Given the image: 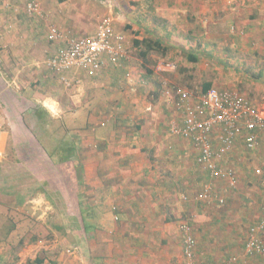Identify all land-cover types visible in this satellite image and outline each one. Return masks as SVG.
Wrapping results in <instances>:
<instances>
[{
  "label": "crops",
  "instance_id": "obj_1",
  "mask_svg": "<svg viewBox=\"0 0 264 264\" xmlns=\"http://www.w3.org/2000/svg\"><path fill=\"white\" fill-rule=\"evenodd\" d=\"M136 1L145 6L149 4L158 15L167 13L156 16L166 23L174 17L185 23L200 22L209 17L210 22L216 23L220 13L224 16V23L235 29L231 27L230 35L224 38L219 25V33L213 29L211 43L199 42L196 44L197 51L192 47L190 52L200 54L205 51L215 55L219 48L227 47L224 54L238 55L251 44L258 43L252 52L249 51L254 55L253 65H250L254 68L258 66L257 62H264V0H179L181 3L176 4L179 9H173L169 6L172 3H166L173 0ZM136 1L133 3L137 5ZM36 2L48 20L29 23V37L16 38L19 43L14 40L16 34L9 35L7 40L8 49L11 48L8 57H12L13 64L21 65L18 63L22 61L27 65V71L21 76L30 78V81L27 83L16 77L18 83L13 77L11 84L0 92V99L10 102L2 95L10 91L9 85H20L19 92L9 95L15 99L12 109L6 112V117H0V167L7 168L6 179L10 182L14 180L13 174H17L13 172H18L17 166L20 168L22 183H27L20 195L33 199L23 204L25 212L38 215L40 210L43 213L42 206L37 207V204L42 202L44 205L45 201L53 210L56 206L61 207L54 192L56 190L45 182L61 181L62 185H54L61 190L62 196L67 191L71 197V185L75 188L76 180L81 181L84 176L86 186L87 183L94 186L92 191H98L100 195L97 197H102L101 201L106 205L103 208L92 202V205L83 204L84 208L90 206L91 210L96 208L102 214L114 215L111 214V222L97 224V228L84 232L87 235L79 239L78 244L82 246H72L76 251L70 255L79 264H186L180 225H187L194 238V263L264 264V250L252 254L244 251L251 237L250 229L264 218V134L258 136L257 146L252 150H247L244 139L237 137L231 150L218 164L222 170H233L237 180L234 187L226 178L212 177L199 163V151L192 142L170 136L165 122L172 121L177 112L169 114L168 111L165 115H170L171 119H161L162 114L154 106L157 101H152L157 95H154V89L149 91L153 85L138 84L140 80H145L144 76L136 77V73L132 76L134 68H131L130 61L123 62L119 68L107 67L94 81L80 75L84 81L79 89L77 86H64L44 66V61L62 46V43L48 41L49 27L77 38L91 37L97 25L108 19L116 31L124 34L130 56L131 44L135 40L159 39L158 34L161 33L157 30L161 25L157 26L152 18L147 19L149 25L145 29L130 24L125 12L123 14L119 10L113 14L112 7H119L117 0L103 1L106 10L98 20H93L91 27L85 0ZM126 4L129 3H120L122 6ZM153 8H148L151 16H155ZM124 20L129 22L125 26L122 24ZM193 36L198 38L199 35ZM161 44L170 46L165 41ZM16 47L21 49L18 51ZM7 54L2 53V56ZM224 67L225 64L220 69ZM262 68L258 74L264 76ZM13 70L18 74L20 72L18 67ZM133 81L138 85L134 86ZM73 89L78 90L74 92ZM46 102L55 104L58 116L50 114L44 107ZM89 107H94L95 112L86 116L84 111ZM79 116L83 117V121L78 119ZM57 121L65 126L66 145L59 143V137L52 139L61 132ZM96 126H108L109 129L98 133ZM218 135V131L212 134V143L216 148L220 145ZM39 142L46 147L47 153L42 151ZM8 147L12 150L11 158L5 155ZM65 155L68 159L64 160ZM38 168L41 169L39 172ZM76 173H79L77 178ZM207 188L211 198L197 200L196 197ZM214 197L223 201L219 202ZM66 212L72 213L71 210ZM100 228L99 232L96 231ZM256 237L264 244V231L257 233ZM66 245L65 239L60 242L54 240L51 251L56 256L61 252L55 258L57 264H63ZM35 250H38L37 244H30L22 254L32 258L36 252L33 261L39 258L45 263L46 255L51 251L41 253ZM66 260L73 263L69 256Z\"/></svg>",
  "mask_w": 264,
  "mask_h": 264
},
{
  "label": "rangeland",
  "instance_id": "obj_2",
  "mask_svg": "<svg viewBox=\"0 0 264 264\" xmlns=\"http://www.w3.org/2000/svg\"><path fill=\"white\" fill-rule=\"evenodd\" d=\"M33 0H0V92L4 91L5 86L7 84H11V79L14 77L16 80V77H19L23 81L29 83L30 78L26 77L23 78L21 76L22 72L27 71V65L20 61L17 64L12 63V57H8V51L11 49H8V43L7 40H9V35L16 34L15 41L19 43L16 38L20 37H29L27 34L28 29L27 25L31 22L36 23L37 21L45 22L48 20L47 15H45L44 12L41 13L45 15V18H39L37 16L33 15L30 16L27 12V4ZM39 2V0H36ZM86 5L88 7V10L86 11V15L91 17L88 19V22L91 23L89 26L91 27L93 25V20H98L99 17L103 14V12L106 10L105 3H103L104 0H85ZM113 1V0H112ZM122 1H127L129 4H126L125 6L120 5ZM136 0H117L118 2V8L112 7V12L118 13L119 10L122 11L125 16L129 19L132 25H137L141 29H145L144 27L147 26L149 23L146 22L147 19L152 18L155 20V24L157 26L161 25V28L157 31L160 32V40L162 42H167L170 46H167L165 51H155L148 54V57L146 59H142L140 54V50L136 48L135 44H131V51H130V66L131 68H134L132 70V76L134 73H136V77L138 75L144 76L143 81H139L138 84L142 83L143 85L147 83H150L153 85V88H150L149 91L153 90L154 95H157V97L154 99L152 98V101H157V103L154 105L156 107V110L160 112L162 115L160 116L161 119H171L169 114L170 112H174V105L173 102H171L170 97L165 94V90L172 86V85H180L182 87H187L186 85L190 84L192 85L191 88L196 90H200V84L207 81L211 83V88L213 89H232V90H238L240 94H243L249 100L254 103L255 106L260 108L264 111V76L258 74L260 71V68L263 70L262 67H264V62L260 61L257 62L258 66H251L252 61L254 60V55L250 54L252 52V48L257 46L256 43L251 44L243 53H240L238 55L231 53L224 54V50L227 49V47L219 48L218 54H215V57H204V56H198L199 60L197 63L188 62L186 57L187 54L185 53H191L190 49L194 47V51H197L196 44L201 43H211L213 41V31L219 33V25L220 30L223 29V37H227L230 35L231 27L234 26H228L227 23H224V16L219 13L220 16L218 20L214 22H210L212 20L209 19V17H206V19L200 21V22H194V21H188L184 22L180 19L177 20V18H173V20L166 23V21L161 19H157L156 16L158 15V12L154 10L152 6L149 4L141 5L138 4L139 2L136 1L137 5L133 3ZM115 2V1H114ZM40 3V2H39ZM166 3H172L171 8L173 9H179V7L176 6V4L181 3L179 0H176V3L174 5L173 2L166 1ZM164 8L163 6H159ZM153 8V13H155V16H151L149 14L150 9ZM128 16H127V15ZM167 14V13H165ZM165 14H160L158 16H163ZM24 15L27 17L23 18ZM154 15V14H153ZM157 16V17H158ZM178 16V14H177ZM19 17V18H16ZM35 19H34V18ZM137 17H140L139 20H136ZM216 15L214 16V18ZM13 19L12 21H10ZM157 19V20H156ZM171 19V18H170ZM33 20V21H30ZM223 20L222 22H220ZM164 21V22H163ZM129 23L128 21L124 20L122 22L123 26L127 25ZM224 27V28H223ZM180 29H182L180 31ZM214 29V30H213ZM235 29V27H234ZM168 31V32H167ZM152 35H156L152 32ZM169 35H174L176 37H169ZM193 35H199L198 38H194ZM181 36V37H178ZM166 38V39H163ZM12 39V38H11ZM144 39V38H142ZM131 40H133L131 38ZM247 40V39H245ZM136 41V40H135ZM176 41L179 45L176 44ZM249 42V40H248ZM17 43V44H18ZM250 44V42H249ZM193 45V46H191ZM12 47V46H11ZM19 51L21 47H16ZM248 50V51H247ZM12 51V50H11ZM250 51V52H249ZM2 53H6L7 55L5 57L2 56ZM221 53V54H220ZM151 54V55H150ZM195 54V53H194ZM197 54V53H196ZM195 54V55H196ZM212 56V54H211ZM216 56L218 58H216ZM241 59V61H240ZM225 63H224V62ZM239 61V62H237ZM223 64H225L224 69H220V67H223ZM253 65V64H252ZM256 65V64H255ZM260 66V67H259ZM14 67H18L20 70L19 74L17 71L14 72ZM219 69V70H217ZM261 70V72H262ZM142 71V72H140ZM13 74V76H12ZM18 74V75H17ZM131 78V77H130ZM29 80V81H28ZM18 82V80H16ZM84 79H82L83 83ZM149 81V82H148ZM241 81V82H240ZM19 83V82H18ZM236 83V84H235ZM136 82L133 85L136 86ZM137 84V85H138ZM82 86V85H81ZM81 88V87H80ZM10 91L5 92L2 95L3 99H7L10 102H7L6 100L0 99V117H3L6 112L10 111L12 109L11 104L12 101L15 99L12 96L15 93L20 91V85L17 87L9 85ZM79 89V88H78ZM77 89V90H78ZM190 89V88H189ZM240 89V90H239ZM16 90V91H15ZM72 91V90H71ZM76 92V91H74ZM134 94V92H132ZM151 93V92H150ZM78 94V92H77ZM30 106V105H28ZM94 107L85 108L84 114L89 115L92 114L94 111ZM165 113H167L165 115ZM78 119L80 121H83V117L79 116ZM169 122V123H168ZM168 124V133L170 136L174 138H178V136L172 135L170 133L171 130V124H180V118L179 114L176 113L174 117L172 118V121H166L165 124ZM56 125L60 128L61 132L57 133L53 136L52 139H58L59 143L62 145H66L68 142V139L66 138V135L64 136V128L65 126H62V122L57 121ZM161 125H164L163 123ZM83 126V125H82ZM106 128L109 129V127H97L96 126V132L104 131ZM73 130V128H71ZM181 138V137H179ZM183 139V138H182ZM12 150L8 147L5 151L6 158L10 157ZM12 157V156H11ZM10 157V158H11ZM18 172H13L17 174H13L14 180L10 182L8 179H6V176L3 174H0V195H4L3 191L9 190L8 197H6V203L7 205L2 204L0 202V264H33V259L36 257V252L33 254L32 258L25 257L23 253L24 249L34 243H28V241L31 240L32 232L34 231H40L41 236L39 240L35 243L37 244L38 250L35 251H41V253H48L52 249V245L54 243V240L57 242H60L61 240L65 239L67 241V245L64 251V256L62 258L63 264H67L69 261L66 260V258L69 256V260L73 261L72 256L68 253H66V250L68 248H72V246H82L79 239H83L87 234L83 233L81 229L76 228H69L68 231L64 230H55L54 227H59V217L57 216L59 213H57V210H53V207L47 202H44V205L42 202L38 203L37 201V207H41L42 212L38 210V215H31L27 214L25 210L23 209V204L27 202V200H33L31 198L22 197L20 194L24 193V190L21 189V186L23 185L22 182V176L21 170L17 166ZM41 169L38 168L39 172ZM79 172V170H78ZM35 173V172H34ZM64 173V172H62ZM38 173H36L37 175ZM16 175V180H15ZM79 173H76V178L78 177ZM8 176V174H7ZM54 175L52 176V178ZM83 180L75 182V188L71 185L70 188V194L71 197L68 196V192L66 191V194L63 195V198H61V203H63L65 206H62V208H67V211L71 210V212H74V208L77 212V204L81 207H84L83 204L92 205V202H95L99 207L106 208L105 202L102 203L101 199L102 197L99 196L98 191H92V186L90 183L88 184V187L86 186V178L82 176ZM56 178V175H55ZM54 178V179H55ZM40 178L38 177V180ZM52 183H56L55 180H53ZM60 183H62L60 181ZM27 184V183H25ZM35 184V183H34ZM87 194V195H86ZM89 197V198H87ZM89 195V196H88ZM68 197L69 203H68ZM5 198V197H4ZM35 199V198H34ZM92 200V201H91ZM5 205V206H3ZM90 207V206H89ZM88 207V208H89ZM39 209V208H37ZM99 211L100 209H93L92 212L95 214L93 215L94 219L96 218V224H104V222H111V214H102ZM112 211V210H111ZM72 213H67L68 216H70ZM73 215V214H72ZM114 215V214H112ZM99 218V219H97ZM93 219V220H94ZM114 220V219H113ZM119 221V220H118ZM95 222V220H94ZM13 226V230H9V228ZM102 226V225H101ZM29 228V229H27ZM27 229L28 233H25V230ZM100 229H96V231H100ZM105 231H108L105 230ZM22 235L23 243L22 245H19V239ZM44 237V238H43ZM65 242V241H64ZM76 244V245H75ZM65 246V245H63ZM45 250V251H44ZM13 252V253H12ZM61 252L57 253V256L53 252V250L46 255V262L44 264H57L58 261H56V257L60 256ZM67 255V256H66ZM69 264H79V262L73 261V263Z\"/></svg>",
  "mask_w": 264,
  "mask_h": 264
},
{
  "label": "built area",
  "instance_id": "obj_3",
  "mask_svg": "<svg viewBox=\"0 0 264 264\" xmlns=\"http://www.w3.org/2000/svg\"><path fill=\"white\" fill-rule=\"evenodd\" d=\"M27 12L30 16L45 18L36 1L27 4ZM47 39L52 43H62V46L44 61V66L69 88L80 87V75L94 81L107 67L119 68L123 62L130 61L124 34L116 31L108 19H103L97 25L91 37L77 38L49 27ZM165 94L173 102L181 122L179 125L171 124L170 133L192 142L199 151V163L210 175L226 178L229 185L234 187L237 180L233 170H222L218 164L231 150L237 137L244 139L247 150L255 149L258 136L264 134V111L232 89L210 88L205 92H194L180 85H172L165 90ZM217 131L220 145L216 148L212 143V134ZM210 198L208 188L196 197L197 200ZM180 230L184 235L183 254L186 264H204L194 263L195 241L188 226L180 225ZM263 231L264 218L250 229L251 237L244 247L246 254L264 250V244L256 237L257 233ZM75 251L74 247L68 248L66 253L73 254Z\"/></svg>",
  "mask_w": 264,
  "mask_h": 264
},
{
  "label": "trees",
  "instance_id": "obj_4",
  "mask_svg": "<svg viewBox=\"0 0 264 264\" xmlns=\"http://www.w3.org/2000/svg\"><path fill=\"white\" fill-rule=\"evenodd\" d=\"M161 42L162 41L160 39H157V40L154 39V40H152L150 38H145V39H142L141 41H139V40L138 41H134V44H135V46L137 48H141L140 49V54H139L141 56V58L142 59H146L148 57V54L151 53L152 51H158V50L165 51L166 47L165 46H162ZM185 54H187V57H186L187 61L188 62H192V63H197L198 62V60H199L198 56H200V57L201 56H204L206 58H208V57H215L213 55V53H212V56H211L210 53H207L205 51H203L200 54H196V55L194 53H185ZM216 58H217V56H216ZM186 86H187L186 88L187 89L190 88L189 90H191V91H194V92H198L199 91V90H196L195 87H194V89L191 88L192 85H190V84H188ZM211 87H212L211 86V83L205 81L202 84H200V91L205 92L208 89H210ZM42 144L39 142V145L42 148V151L44 153H47V150L45 149L46 147L43 146ZM65 157L66 158H64V160L65 159H68V157L66 155H65ZM17 161H19L18 158H17ZM71 167H72V165H71ZM6 169L7 168H5V167H3V168L0 167V174H3L4 176H6L7 175L6 174ZM24 184L25 183H23V185ZM44 184L45 185L46 184H48V185L51 184L50 186H53V188L56 190V191H54V192H56V198H58L57 199L58 202L61 203L60 200H61V198H63V196H62V194L60 192L61 190H58L56 188V186L54 185L55 183H50V182L46 183L45 182ZM59 184H60V182H59ZM23 185L21 186V189H23ZM60 185H62V183ZM3 193H4L3 196L0 195V202L2 204H5L6 203V201H5L6 200V197H8V194H10V193H9V190L3 191ZM68 203H69V199H68ZM7 204L8 203H6L5 205H7ZM61 204H62V206H65L63 203H61ZM5 205H3V206H5ZM77 207H78L77 208V212H76V209L74 208V212L72 213L73 215L71 214L70 216H68L67 215V212H66L67 211V208L66 209L65 208H62V207L59 208V207L56 206V210H57L56 212L59 213L57 216L59 217V223H60V225H59V227H54V229L55 230H59V231L60 230H64L65 231V230H67L69 228H76V229H81L83 231V233H84V232H86L87 230H89L91 228H97L96 218L94 219V217H93V215H95L92 212L93 209L92 210L89 209V208L85 209L84 207H81L78 204H77ZM93 219L95 220V222H94ZM97 219H99V218H97ZM13 228L14 227L11 226L9 228V230L11 231V230H13ZM27 229H29V228H27ZM27 229L25 230V233L26 234L28 233ZM40 236H41V232L40 231H34V232H32L31 240L28 241V243H36L39 240ZM22 243H23V239H22V235H21L20 236V239H19V245H22ZM33 264H44L43 263V259H39V258L38 259H35L33 261Z\"/></svg>",
  "mask_w": 264,
  "mask_h": 264
},
{
  "label": "clouds",
  "instance_id": "obj_5",
  "mask_svg": "<svg viewBox=\"0 0 264 264\" xmlns=\"http://www.w3.org/2000/svg\"><path fill=\"white\" fill-rule=\"evenodd\" d=\"M232 30V29H231ZM44 107L49 110L50 114L53 117H56L59 115V112L56 110L55 104H48L47 102L45 103Z\"/></svg>",
  "mask_w": 264,
  "mask_h": 264
}]
</instances>
